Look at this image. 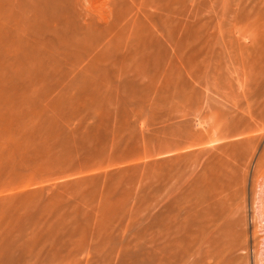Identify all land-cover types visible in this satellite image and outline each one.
<instances>
[{
	"label": "rangeland",
	"instance_id": "obj_1",
	"mask_svg": "<svg viewBox=\"0 0 264 264\" xmlns=\"http://www.w3.org/2000/svg\"><path fill=\"white\" fill-rule=\"evenodd\" d=\"M0 264H264V0H0Z\"/></svg>",
	"mask_w": 264,
	"mask_h": 264
},
{
	"label": "bare ground",
	"instance_id": "obj_2",
	"mask_svg": "<svg viewBox=\"0 0 264 264\" xmlns=\"http://www.w3.org/2000/svg\"><path fill=\"white\" fill-rule=\"evenodd\" d=\"M168 2V1H167ZM139 3H140V1H139ZM166 3V2H165ZM141 4V3H140ZM168 5V4H167ZM140 6H142V4L140 5ZM6 7V6H5ZM152 7V6H151ZM143 9V8H142ZM191 10V9H190ZM186 11V10H185ZM199 12V11H198ZM120 13V12H119ZM201 14V13H200ZM173 16V15H172ZM111 17V16H110ZM187 17V16H186ZM108 19V18H107ZM118 19V18H117ZM184 20V19H183ZM111 21V20H110ZM189 21V20H188ZM190 22H192V21H190ZM197 23V22H196ZM185 24V23H184ZM190 24V23H189ZM194 24H195V22H194ZM200 24V23H199ZM88 26V25H87ZM86 26V27H87ZM204 27V26H203ZM109 29V28H108ZM202 29V28H201ZM169 33V32H168ZM143 34V33H142ZM195 34H196V32H195ZM209 35V34H208ZM210 37V36H209ZM206 38V37H205ZM211 38V37H210ZM97 45V44H96ZM205 46V45H204ZM9 48V47H8ZM97 48V47H96ZM98 49V48H97ZM205 49V48H204ZM192 60V59H191ZM112 64V63H111Z\"/></svg>",
	"mask_w": 264,
	"mask_h": 264
}]
</instances>
